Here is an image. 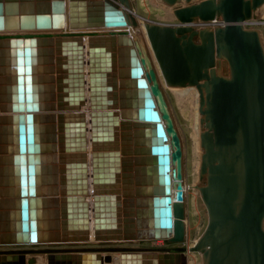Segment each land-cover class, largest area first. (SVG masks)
<instances>
[{
    "label": "water",
    "instance_id": "obj_1",
    "mask_svg": "<svg viewBox=\"0 0 264 264\" xmlns=\"http://www.w3.org/2000/svg\"><path fill=\"white\" fill-rule=\"evenodd\" d=\"M163 1L184 2L172 22L139 19L131 0H0V244L84 241L92 229L174 242L122 248L120 264H187V250L205 264H264V45L241 22L264 0ZM196 17L224 23L186 24ZM162 80L195 86L203 115L208 220L189 246ZM107 250L49 251L46 264H107ZM29 252L3 250L0 264L39 262Z\"/></svg>",
    "mask_w": 264,
    "mask_h": 264
},
{
    "label": "rangeland",
    "instance_id": "obj_2",
    "mask_svg": "<svg viewBox=\"0 0 264 264\" xmlns=\"http://www.w3.org/2000/svg\"><path fill=\"white\" fill-rule=\"evenodd\" d=\"M146 2L150 3L149 0H146ZM255 17L257 19H264V15L256 14ZM259 26L264 27V24H260ZM220 70L223 73H228L229 71L228 67L224 65H221ZM162 88L182 143V173L183 181L186 184V191L183 193L185 218V236L183 241L187 246H189L192 245L201 235L208 220L207 207L201 197L200 190L196 186L206 183V175L204 174L203 176H200L201 153L203 152L200 145V132L204 129V126L200 123V118L203 115L198 110L199 97L195 86H172L166 84L162 80ZM194 143L195 146H198L194 148L195 154L192 152V146ZM193 156L194 158H192ZM173 244L174 242L168 240L167 238H136L129 240H96L95 238H91L84 241L56 243L41 242L36 244H0V246L11 249H26L28 251H34L40 259L39 262L35 264H46V253L38 251L36 253V250L51 245L73 250L99 251L102 254L109 252L107 249L113 246L116 250L111 251V254L117 257L119 256V251L122 248L161 249V247H168ZM28 254L32 253L29 252ZM186 254L187 263L205 264L204 256L200 251L187 250ZM107 264L120 263L117 258H114Z\"/></svg>",
    "mask_w": 264,
    "mask_h": 264
},
{
    "label": "crops",
    "instance_id": "obj_3",
    "mask_svg": "<svg viewBox=\"0 0 264 264\" xmlns=\"http://www.w3.org/2000/svg\"><path fill=\"white\" fill-rule=\"evenodd\" d=\"M196 1V0H193ZM131 0V9L137 14L139 19L143 20H155L160 22H172L175 20L173 15V8L183 5V1H178L175 5L170 6L163 0ZM264 15V6L257 8L255 15ZM261 31V39L264 45V32L262 26H256ZM189 264V262L187 263Z\"/></svg>",
    "mask_w": 264,
    "mask_h": 264
},
{
    "label": "built area",
    "instance_id": "obj_4",
    "mask_svg": "<svg viewBox=\"0 0 264 264\" xmlns=\"http://www.w3.org/2000/svg\"><path fill=\"white\" fill-rule=\"evenodd\" d=\"M244 26H259L260 24H264V19H257L256 17L245 19L241 21ZM223 21L220 17H213L210 19H201V18H194L189 22H186V24H190L194 28H201V27H210L214 28L215 26L218 25H223Z\"/></svg>",
    "mask_w": 264,
    "mask_h": 264
},
{
    "label": "flooded vegetation",
    "instance_id": "obj_5",
    "mask_svg": "<svg viewBox=\"0 0 264 264\" xmlns=\"http://www.w3.org/2000/svg\"><path fill=\"white\" fill-rule=\"evenodd\" d=\"M60 249H68V248H61V247H58V246H52L51 245V246H47V247H44V248H40L39 250H36V253L38 251V252L47 254V252H49V251H57V250H60ZM3 250H6L7 252H10L11 250H16V249H11V248L0 246V252H2ZM31 253H35V252L32 251Z\"/></svg>",
    "mask_w": 264,
    "mask_h": 264
},
{
    "label": "bare ground",
    "instance_id": "obj_6",
    "mask_svg": "<svg viewBox=\"0 0 264 264\" xmlns=\"http://www.w3.org/2000/svg\"><path fill=\"white\" fill-rule=\"evenodd\" d=\"M264 6V2L258 7V8H260V7H263ZM85 68H87V66L85 65ZM83 109H87V107L86 106H84L83 107ZM87 134H89V132H87ZM196 147H198L197 145L195 146V143H194V145L192 146V152H193V154H195V151H194V148H196ZM184 149V148H183ZM87 151L90 153V144H88L87 145ZM192 158H194V156L192 157ZM193 160V159H192ZM194 161V160H193ZM184 191H186V184L184 183V181H183V193H184ZM175 195V190H173V196ZM87 197H89V196H87ZM183 201H184V199H183ZM183 219H185L184 217H183ZM185 221V220H184ZM91 238H93V236H92V229H91ZM114 258H117L118 260H119V256H114Z\"/></svg>",
    "mask_w": 264,
    "mask_h": 264
}]
</instances>
